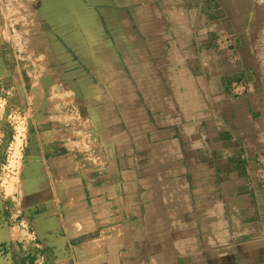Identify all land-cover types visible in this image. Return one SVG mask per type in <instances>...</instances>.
Segmentation results:
<instances>
[{
	"label": "crops",
	"instance_id": "obj_1",
	"mask_svg": "<svg viewBox=\"0 0 264 264\" xmlns=\"http://www.w3.org/2000/svg\"><path fill=\"white\" fill-rule=\"evenodd\" d=\"M0 32V264H264V0H0Z\"/></svg>",
	"mask_w": 264,
	"mask_h": 264
},
{
	"label": "rangeland",
	"instance_id": "obj_2",
	"mask_svg": "<svg viewBox=\"0 0 264 264\" xmlns=\"http://www.w3.org/2000/svg\"><path fill=\"white\" fill-rule=\"evenodd\" d=\"M5 40V38L2 36V33L0 32V43H2L3 41ZM1 142H3V139L2 138H0V143ZM20 144V143H19ZM18 152V151H17ZM15 158H16V156H14ZM7 164V163H6ZM5 164V165H6ZM11 166H15V162H13L12 163V165ZM6 173H8V171H6L5 169H3V171H1V175H0V177L2 178V179H0V183L2 182V180L4 179V176H5V174Z\"/></svg>",
	"mask_w": 264,
	"mask_h": 264
},
{
	"label": "built area",
	"instance_id": "obj_3",
	"mask_svg": "<svg viewBox=\"0 0 264 264\" xmlns=\"http://www.w3.org/2000/svg\"><path fill=\"white\" fill-rule=\"evenodd\" d=\"M7 164L5 165V167H4V169L6 170V171H8L9 172V170H10V166H9V163L8 162H6ZM259 180L261 181V183H262V185H263V189H264V172H263V174L259 177Z\"/></svg>",
	"mask_w": 264,
	"mask_h": 264
}]
</instances>
